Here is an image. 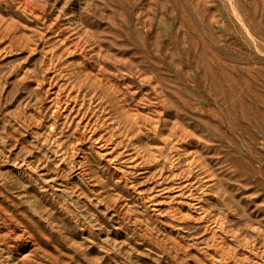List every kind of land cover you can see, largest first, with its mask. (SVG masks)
I'll use <instances>...</instances> for the list:
<instances>
[{"label": "rangeland", "instance_id": "374dc122", "mask_svg": "<svg viewBox=\"0 0 264 264\" xmlns=\"http://www.w3.org/2000/svg\"><path fill=\"white\" fill-rule=\"evenodd\" d=\"M0 264H264V0H0Z\"/></svg>", "mask_w": 264, "mask_h": 264}, {"label": "bare ground", "instance_id": "6f19581e", "mask_svg": "<svg viewBox=\"0 0 264 264\" xmlns=\"http://www.w3.org/2000/svg\"><path fill=\"white\" fill-rule=\"evenodd\" d=\"M1 247V246H0Z\"/></svg>", "mask_w": 264, "mask_h": 264}]
</instances>
